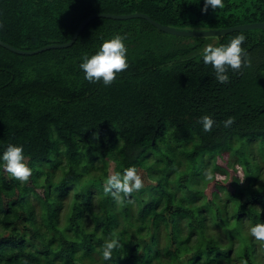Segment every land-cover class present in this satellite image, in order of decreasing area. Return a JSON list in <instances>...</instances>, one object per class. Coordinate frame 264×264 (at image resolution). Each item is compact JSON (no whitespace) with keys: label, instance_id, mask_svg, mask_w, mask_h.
Here are the masks:
<instances>
[{"label":"trees","instance_id":"trees-1","mask_svg":"<svg viewBox=\"0 0 264 264\" xmlns=\"http://www.w3.org/2000/svg\"><path fill=\"white\" fill-rule=\"evenodd\" d=\"M203 2L0 0V39L22 50L65 43L95 13L197 29L264 22V0ZM115 33H127L128 67L107 86L84 80L81 54ZM236 35L252 63L220 83L201 52ZM203 115L215 120L209 132ZM9 143L24 145L32 174L21 182L0 168V264H264L246 231L264 222V28L181 36L142 17H97L68 47L0 44V152ZM128 166L143 187L118 202L105 180ZM228 167L232 190L206 192ZM109 235L120 249L104 262Z\"/></svg>","mask_w":264,"mask_h":264},{"label":"clouds","instance_id":"clouds-1","mask_svg":"<svg viewBox=\"0 0 264 264\" xmlns=\"http://www.w3.org/2000/svg\"><path fill=\"white\" fill-rule=\"evenodd\" d=\"M199 3L200 0H190ZM216 10L223 7V0H204L202 11L208 8ZM127 33H115L103 39L99 47L92 53H82L79 69L83 72V79L90 82H101L103 85H110L117 77V74L128 67V47L126 41ZM245 40L244 35L232 37L226 44L208 43L201 52L205 65H211L214 70L215 79L220 83H227L229 80V69L240 70L242 67L251 66V57L242 47ZM198 123L202 125L205 132L212 130L215 120L209 115H203ZM224 127H229L233 120L231 117L224 122ZM99 140L100 133L93 134ZM0 168L10 174L11 177L25 182L32 174V167L25 158L24 145L9 143L0 152ZM245 176L240 179L243 182ZM143 187V180L135 166H128L123 172H116L106 178L104 192L111 195L119 202L121 193L125 196L138 191ZM246 231L264 247V222L246 225ZM120 249V240L114 236H106L100 248V255L104 262L110 261L113 252ZM240 264H247L241 258Z\"/></svg>","mask_w":264,"mask_h":264},{"label":"water","instance_id":"water-1","mask_svg":"<svg viewBox=\"0 0 264 264\" xmlns=\"http://www.w3.org/2000/svg\"><path fill=\"white\" fill-rule=\"evenodd\" d=\"M97 17H110L116 19L142 17L149 20L152 24H154L158 29L162 31L175 35H181V36H222L233 31L264 28V22H250V23L239 24L227 28H213V29L179 28L175 26L162 24L151 18V16H149L148 14L142 12H135L131 14L95 13L88 16L84 21H82L79 27L77 28L76 32L74 33L73 37L71 38V40L65 43H52L35 50H22L2 41L1 39H0V44L8 49H11L17 53H22V54H37L52 48L68 47L71 46L76 41V39L83 31V29L87 26V24H89L93 19Z\"/></svg>","mask_w":264,"mask_h":264},{"label":"rangeland","instance_id":"rangeland-1","mask_svg":"<svg viewBox=\"0 0 264 264\" xmlns=\"http://www.w3.org/2000/svg\"><path fill=\"white\" fill-rule=\"evenodd\" d=\"M231 160H236V157L234 155H232L230 157ZM219 163H221L223 166H225V164L222 162L221 159H219ZM237 164V167H238V175L241 178H243L245 175H244V172L242 171V167L240 165L239 162L236 163ZM4 172V171H2ZM2 172H0V180H1V177H2ZM228 172V174H227ZM5 173V172H4ZM235 174L234 170L230 167L227 168V171L225 173H223V171H217V178L216 180H218L219 182L215 184V180H212L211 183L209 184V187L206 189V192H208L209 194L211 193L212 189L214 188H217L219 186V184H223L224 186H226L227 188H229V190H232V184H231V177ZM208 176H211V174H209ZM69 178H72V177H69ZM246 182V178H244L243 182L242 183H245ZM214 185V186H213ZM65 190V186H64V183H61L57 186V191L59 192H62ZM225 192V190L223 189L222 190V193Z\"/></svg>","mask_w":264,"mask_h":264}]
</instances>
